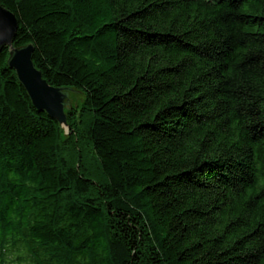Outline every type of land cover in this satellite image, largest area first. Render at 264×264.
Instances as JSON below:
<instances>
[{
	"label": "trees",
	"instance_id": "trees-1",
	"mask_svg": "<svg viewBox=\"0 0 264 264\" xmlns=\"http://www.w3.org/2000/svg\"><path fill=\"white\" fill-rule=\"evenodd\" d=\"M0 3V264H264V0Z\"/></svg>",
	"mask_w": 264,
	"mask_h": 264
},
{
	"label": "water",
	"instance_id": "water-1",
	"mask_svg": "<svg viewBox=\"0 0 264 264\" xmlns=\"http://www.w3.org/2000/svg\"><path fill=\"white\" fill-rule=\"evenodd\" d=\"M17 27L15 14L0 3V51L4 47L9 48L8 66L14 69L32 104L68 130L64 111L65 108H70L68 89L50 85L42 76L33 62L31 44L13 46Z\"/></svg>",
	"mask_w": 264,
	"mask_h": 264
},
{
	"label": "rangeland",
	"instance_id": "rangeland-1",
	"mask_svg": "<svg viewBox=\"0 0 264 264\" xmlns=\"http://www.w3.org/2000/svg\"><path fill=\"white\" fill-rule=\"evenodd\" d=\"M68 95H69V99L71 100V101L69 100L71 104L79 102L83 98L81 93L72 90H68Z\"/></svg>",
	"mask_w": 264,
	"mask_h": 264
}]
</instances>
